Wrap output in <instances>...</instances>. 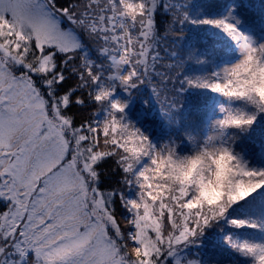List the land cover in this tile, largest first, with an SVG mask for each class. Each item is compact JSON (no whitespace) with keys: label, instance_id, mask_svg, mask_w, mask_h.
Masks as SVG:
<instances>
[{"label":"snow or ice","instance_id":"1","mask_svg":"<svg viewBox=\"0 0 264 264\" xmlns=\"http://www.w3.org/2000/svg\"><path fill=\"white\" fill-rule=\"evenodd\" d=\"M0 264H264V0H0Z\"/></svg>","mask_w":264,"mask_h":264},{"label":"trees","instance_id":"2","mask_svg":"<svg viewBox=\"0 0 264 264\" xmlns=\"http://www.w3.org/2000/svg\"><path fill=\"white\" fill-rule=\"evenodd\" d=\"M248 2L253 4V5H257L258 6L259 3H260V0H248ZM252 16H253V18H255V12L252 13ZM107 179L110 180L111 177H108Z\"/></svg>","mask_w":264,"mask_h":264}]
</instances>
